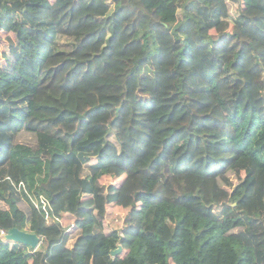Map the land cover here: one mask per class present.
<instances>
[{
	"label": "trees",
	"instance_id": "trees-1",
	"mask_svg": "<svg viewBox=\"0 0 264 264\" xmlns=\"http://www.w3.org/2000/svg\"><path fill=\"white\" fill-rule=\"evenodd\" d=\"M2 12L0 264H264V0Z\"/></svg>",
	"mask_w": 264,
	"mask_h": 264
},
{
	"label": "rangeland",
	"instance_id": "rangeland-1",
	"mask_svg": "<svg viewBox=\"0 0 264 264\" xmlns=\"http://www.w3.org/2000/svg\"><path fill=\"white\" fill-rule=\"evenodd\" d=\"M6 26H8V29ZM13 28H14V24H13L12 17L8 14L3 13V12L0 13V74L2 73V71L8 70L7 68H9L8 60H7L8 56L6 53L9 51V47H10L9 44L12 42L19 41L18 35L13 31ZM29 51L35 57L36 61L39 62L38 57L35 54V52L33 51V49L29 48ZM130 190L131 189L127 190L126 194H128L130 192ZM157 192H159V190ZM0 207L6 208L8 206L5 203H3L2 201H0ZM51 208H52V204L49 201V203L46 207L47 213L50 211ZM128 210H130V208ZM216 211H217V213H220V208H217ZM38 222L41 224L42 221L40 218H38ZM109 225L112 226L111 224H109ZM108 231L110 232V230H108ZM116 245L117 244L115 241H110L109 244H107L103 248L104 253L107 256L110 255L111 251L113 249H116ZM41 247H42V244L40 245L39 248H41ZM28 249L33 250V248H31V247H29ZM28 253H30V251ZM166 262H167V258H165L163 260L162 264H165Z\"/></svg>",
	"mask_w": 264,
	"mask_h": 264
},
{
	"label": "water",
	"instance_id": "water-1",
	"mask_svg": "<svg viewBox=\"0 0 264 264\" xmlns=\"http://www.w3.org/2000/svg\"><path fill=\"white\" fill-rule=\"evenodd\" d=\"M5 238L17 242L19 244L31 247L33 248V250H37L42 243V237L40 234L33 231H26L18 227H12L8 229ZM122 250L123 245L121 243H118L117 248L111 251V255L115 257L116 255L121 253Z\"/></svg>",
	"mask_w": 264,
	"mask_h": 264
},
{
	"label": "built area",
	"instance_id": "built-area-1",
	"mask_svg": "<svg viewBox=\"0 0 264 264\" xmlns=\"http://www.w3.org/2000/svg\"><path fill=\"white\" fill-rule=\"evenodd\" d=\"M20 186L24 187L27 193L29 192L28 186L26 184L21 183ZM35 203H36V207H37L38 210H42L43 212H45V217H46V215L49 213V212L47 213V209H46V207H47V205L49 203V200L46 199V198H41L39 200L36 199ZM1 233H2V235L5 236L7 231L6 230H2ZM41 237L43 238V236H41Z\"/></svg>",
	"mask_w": 264,
	"mask_h": 264
},
{
	"label": "crops",
	"instance_id": "crops-1",
	"mask_svg": "<svg viewBox=\"0 0 264 264\" xmlns=\"http://www.w3.org/2000/svg\"><path fill=\"white\" fill-rule=\"evenodd\" d=\"M23 248H25V250L27 249L28 246L20 244ZM29 248V247H28Z\"/></svg>",
	"mask_w": 264,
	"mask_h": 264
}]
</instances>
